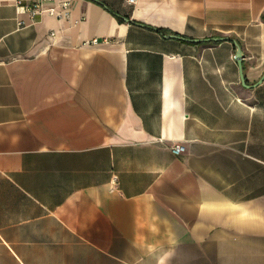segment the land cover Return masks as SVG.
I'll return each mask as SVG.
<instances>
[{
  "label": "crops",
  "instance_id": "obj_1",
  "mask_svg": "<svg viewBox=\"0 0 264 264\" xmlns=\"http://www.w3.org/2000/svg\"><path fill=\"white\" fill-rule=\"evenodd\" d=\"M17 1L0 264H264V0Z\"/></svg>",
  "mask_w": 264,
  "mask_h": 264
},
{
  "label": "built area",
  "instance_id": "obj_2",
  "mask_svg": "<svg viewBox=\"0 0 264 264\" xmlns=\"http://www.w3.org/2000/svg\"><path fill=\"white\" fill-rule=\"evenodd\" d=\"M44 1L51 0H33L32 2L28 3H21V1H17V7L22 11L29 12L32 17L40 15L44 11L48 12L51 15H55L57 18L65 17L68 14L71 4L70 0L62 1L58 9H56L54 6L43 7L42 3ZM92 42H96V39H93ZM170 150L174 154H180L185 150V145L182 142L175 141L170 144Z\"/></svg>",
  "mask_w": 264,
  "mask_h": 264
},
{
  "label": "water",
  "instance_id": "obj_3",
  "mask_svg": "<svg viewBox=\"0 0 264 264\" xmlns=\"http://www.w3.org/2000/svg\"><path fill=\"white\" fill-rule=\"evenodd\" d=\"M237 48H236V52H235V59L239 62L240 65V59H241V49L239 48V46L236 44ZM241 71V68H240ZM241 77L243 79V74L241 72Z\"/></svg>",
  "mask_w": 264,
  "mask_h": 264
}]
</instances>
